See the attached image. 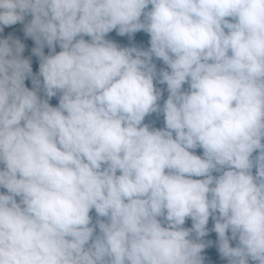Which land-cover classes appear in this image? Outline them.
Instances as JSON below:
<instances>
[{
    "label": "clouds",
    "instance_id": "1",
    "mask_svg": "<svg viewBox=\"0 0 264 264\" xmlns=\"http://www.w3.org/2000/svg\"><path fill=\"white\" fill-rule=\"evenodd\" d=\"M28 14L44 94L62 95L26 88L24 45L0 40V264H204L210 216L229 264H264V0H0V32ZM117 28L150 48L105 40ZM154 79L166 129L143 124ZM93 208L107 222L85 250Z\"/></svg>",
    "mask_w": 264,
    "mask_h": 264
},
{
    "label": "trees",
    "instance_id": "2",
    "mask_svg": "<svg viewBox=\"0 0 264 264\" xmlns=\"http://www.w3.org/2000/svg\"><path fill=\"white\" fill-rule=\"evenodd\" d=\"M152 6L148 5V7L144 10L145 13L148 11H151ZM32 16L31 14H28L27 16H25V19L23 22H18L14 25L11 26H4L3 31L0 32V40H9L11 41H19L21 44L24 45V50L21 53L20 58L21 59H25V56L28 54V61L30 62L31 68H32V74L31 76H28L25 80L28 83V89L29 90H36L37 91V95L41 98V99H48V102L50 105H52L53 107H58L59 106V100H60V96L62 95L61 92H57L56 96L48 98L46 97V95L44 94V90H43V77L40 76V64H41V56L34 54V49L38 48H34L29 50V46L31 41H34L35 39L27 36L25 33V26L31 21ZM228 19L230 22H234L232 20V18H226ZM144 20V16L142 15L141 17V21ZM141 31V30H140ZM140 31H137L135 33L132 34H125L123 36L118 34V28L112 30L111 32L107 33L105 35V40H108L110 42H113L117 45V47L119 48H136L138 50H143L146 51L150 48V35L146 32V35H142V33H140ZM227 31V30H226ZM76 40L79 39H84L86 42H91V37L81 34L79 36H77L75 38ZM138 41L142 42L141 45V49L138 45ZM75 42V41H74ZM54 49L55 51L53 52L52 48H49L46 44L43 47V55L44 56H49V55H54V54H58L60 51H62L59 42H56L54 44ZM152 63L155 64L156 66V70L159 73L161 70H167L170 71V69H168L167 65L164 64V62L160 59H157L153 56L152 58ZM33 78H35L36 80L39 81L40 87L38 89L35 88L34 84H33ZM154 83L157 84L158 89L161 90L162 92V96L161 99L158 101V104L160 105L161 111L158 113H150L149 115H147L143 121V124H146L149 126V130H153V129H166V125H165V119H164V114H163V105L164 102L167 100V96L164 93L163 84H160L158 82V80L154 79ZM165 88V87H164ZM189 90V84L185 83L183 86V91H188ZM142 124V126H143ZM173 138L175 139V132H173ZM262 143H264V140H262ZM189 151L194 154L197 155L201 158H203V149L200 148L199 146H197V148L195 149H189ZM260 154V150L257 149L252 153V156L250 157V159L253 161V168L251 170L252 175L257 173V168L255 166V162H256V157ZM5 166L3 164H0V169H3ZM106 167V165L104 166ZM225 170H227L225 168ZM168 170H166L167 173ZM119 171L117 172V175H119ZM212 175L214 177L219 176L220 173L218 172H213ZM191 179L194 180H202L205 179V177H189ZM214 186V185H213ZM0 194H4V195H10V193L8 192V190L6 188H4L3 186H0ZM15 200L17 201V203L21 202L22 197L20 196H15L14 197ZM23 207V205H21ZM90 217H91V223H90V227H94V232H93V236L90 239L89 243L85 245V250H87L91 244L95 241L96 237L101 235L97 221L98 220H102L105 221L106 218L104 217H99L95 211V209L93 208L92 210H90L89 213ZM215 215L218 216V213H216ZM158 219L161 220L162 222V226H167L166 221H164L163 217H159ZM214 223L215 220L213 219V216L209 217V222L206 225V229L209 230L212 234H217L214 231ZM185 229H192L193 228V221L190 217L186 218L184 225L182 226ZM230 230L226 233V235L230 234ZM190 239H192V234H190ZM208 243H209V254L215 256L217 259H219L221 262L225 261L227 258L223 257L221 255V253L219 252V248H218V242H219V238L211 243L208 239H207ZM230 246L235 247L236 246V242L235 241H229ZM249 264H255V262L249 260Z\"/></svg>",
    "mask_w": 264,
    "mask_h": 264
},
{
    "label": "rangeland",
    "instance_id": "3",
    "mask_svg": "<svg viewBox=\"0 0 264 264\" xmlns=\"http://www.w3.org/2000/svg\"><path fill=\"white\" fill-rule=\"evenodd\" d=\"M140 33H142V35H146V31H144V30H141ZM138 45H139V47H140V49H141L142 42L138 41ZM38 46H39V45H37V43H36L35 40H34V41H31L30 46H29V50L34 49V48H36V47H38ZM25 59L28 60V54L25 56ZM24 85H25L26 88H28V83H27L26 80L24 81ZM154 85H155V87L158 89L157 84L154 83ZM163 85H164V87H165V88L163 87L164 93H165V95L168 97V96H169V92H168V90H167V85H166V84H163ZM50 106H52V105H50ZM52 107H53V106H52ZM253 176L255 177L256 174H254ZM104 222H107V218L105 219ZM206 232H207V234H206L204 237L200 238V241H197V242H203V243L206 245V247L204 248V250L201 252V256L204 257V264H229L228 259H226L225 261H222V262H221V261H220L219 259H217L215 256L209 254V243H208L207 239H208L211 243H213V242H215L219 237H218V234H212V233H211L209 230H207V229H206ZM191 234H192V239L195 240V239H196V234H195V232L193 231V232H191ZM228 236L231 237V232H230V234H228ZM229 241H235V242H236V246H237L238 240H232V239H230Z\"/></svg>",
    "mask_w": 264,
    "mask_h": 264
}]
</instances>
